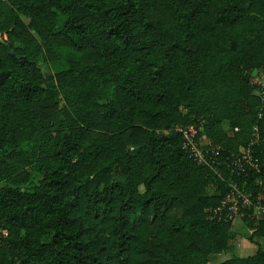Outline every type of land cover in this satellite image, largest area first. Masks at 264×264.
<instances>
[{
  "label": "trees",
  "instance_id": "1",
  "mask_svg": "<svg viewBox=\"0 0 264 264\" xmlns=\"http://www.w3.org/2000/svg\"><path fill=\"white\" fill-rule=\"evenodd\" d=\"M3 31L0 264H200L233 248V219L208 210L228 178L264 191V0H0ZM189 124L223 154L255 125L258 170L219 177L183 148ZM250 211L255 252L218 264H264Z\"/></svg>",
  "mask_w": 264,
  "mask_h": 264
},
{
  "label": "built area",
  "instance_id": "2",
  "mask_svg": "<svg viewBox=\"0 0 264 264\" xmlns=\"http://www.w3.org/2000/svg\"><path fill=\"white\" fill-rule=\"evenodd\" d=\"M261 76L264 77V68H255ZM253 82L258 85L255 92L260 95L261 99L264 100V79L255 78ZM176 128L181 131L183 135L182 146L185 148L194 158L203 164L211 167L210 161L213 164H217L219 168L227 169L230 174L235 173L236 175H246L248 169L253 167L258 170V159L253 150V145L257 144L261 138L257 127L253 126V135L251 140L246 146L241 147L238 152H231L229 154H223L222 149L218 143L213 141L209 142V148L207 150L208 159L197 150V139L199 134V128L194 124L189 125H178ZM234 127V130H237ZM210 160V161H209ZM217 169L215 172L219 177H222V169ZM244 179L242 186L245 185ZM264 180V174L262 178L257 180V184L260 185ZM229 186L228 192L222 197L220 203L211 207L208 210L209 218L214 219H235V214L243 215L244 211L251 207L250 215L254 217L264 218V191L263 187L259 189L255 194L252 190H244L237 182L235 178H228L226 181Z\"/></svg>",
  "mask_w": 264,
  "mask_h": 264
},
{
  "label": "rangeland",
  "instance_id": "3",
  "mask_svg": "<svg viewBox=\"0 0 264 264\" xmlns=\"http://www.w3.org/2000/svg\"><path fill=\"white\" fill-rule=\"evenodd\" d=\"M27 21V19H25ZM6 31H3L2 33L0 32V39L6 41ZM65 64L64 59L61 58L59 60L51 61L47 64V68L55 71L56 69L60 68ZM252 78L253 79H264L263 76L260 75V73L256 70L252 71ZM72 94V91L69 89H63L59 91L58 97L60 101L64 102L65 100V95ZM188 111V110H187ZM200 127V128H199ZM199 130L201 129V126H199ZM225 129H227L229 132H231L230 128L225 125ZM264 140V139H263ZM209 139L204 135L201 134L198 136L197 139V150L204 155L207 159V150L209 148ZM210 161V160H209ZM211 169L216 171L219 166L217 164H213V162L210 161ZM219 169H224V168H219ZM140 190H143V187H139ZM216 182L208 184L207 186V192L211 193L216 191ZM232 230H234L237 233L236 236V241L235 245L233 248L229 251L226 252H221V253H208L205 257V261L200 264H218L219 261L230 257V256H236V255H247L250 254L251 252L255 251L257 248V244L255 242H251L248 239L249 234L251 233V230L247 227L245 221L242 219V216L237 213L235 214V219L233 220L232 223ZM255 240H259L262 248L264 249V236L263 237H254ZM246 247V248H245Z\"/></svg>",
  "mask_w": 264,
  "mask_h": 264
},
{
  "label": "crops",
  "instance_id": "4",
  "mask_svg": "<svg viewBox=\"0 0 264 264\" xmlns=\"http://www.w3.org/2000/svg\"><path fill=\"white\" fill-rule=\"evenodd\" d=\"M263 237V236H262ZM246 248V247H245ZM256 250V249H255ZM255 251L251 252L250 254L254 253ZM248 255V254H247Z\"/></svg>",
  "mask_w": 264,
  "mask_h": 264
},
{
  "label": "water",
  "instance_id": "5",
  "mask_svg": "<svg viewBox=\"0 0 264 264\" xmlns=\"http://www.w3.org/2000/svg\"><path fill=\"white\" fill-rule=\"evenodd\" d=\"M2 33V32H1Z\"/></svg>",
  "mask_w": 264,
  "mask_h": 264
}]
</instances>
